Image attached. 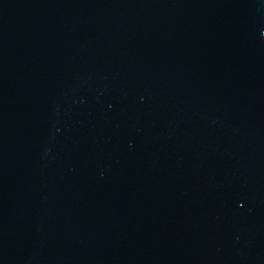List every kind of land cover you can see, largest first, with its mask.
Returning <instances> with one entry per match:
<instances>
[{"label":"water","instance_id":"obj_1","mask_svg":"<svg viewBox=\"0 0 264 264\" xmlns=\"http://www.w3.org/2000/svg\"><path fill=\"white\" fill-rule=\"evenodd\" d=\"M0 264H264V0H0Z\"/></svg>","mask_w":264,"mask_h":264}]
</instances>
